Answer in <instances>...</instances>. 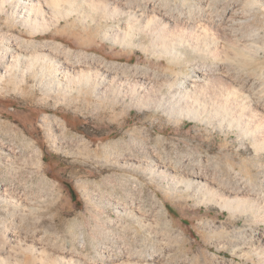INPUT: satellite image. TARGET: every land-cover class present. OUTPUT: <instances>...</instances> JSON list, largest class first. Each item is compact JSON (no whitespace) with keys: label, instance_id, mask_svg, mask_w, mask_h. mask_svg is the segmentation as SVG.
I'll return each mask as SVG.
<instances>
[{"label":"rangeland","instance_id":"374dc122","mask_svg":"<svg viewBox=\"0 0 264 264\" xmlns=\"http://www.w3.org/2000/svg\"><path fill=\"white\" fill-rule=\"evenodd\" d=\"M115 1L119 6L116 4L114 9L121 10L122 15L113 13L112 7L109 9L112 13L107 10L100 12L102 15L98 11L93 15V11L87 10L90 12L82 13L81 17L70 16L55 26V30L36 39L21 19L10 16L12 8L8 6L7 12L0 13V36L15 33L23 35L27 42L61 43L73 51L69 55H73L69 57L72 62L77 60L74 57L77 54L83 55L81 61L100 58L111 67L114 64L129 67L130 73L136 72V76L149 73L155 79H170L176 77L171 75L170 69H173L176 74L185 72L195 77L192 69L200 66L203 58L190 50H181L186 52L184 62L189 64L184 66L183 62H177L172 66L160 55L162 52L156 53L159 49L151 48L152 40L148 36L130 37L120 43L123 35L119 30L131 22L123 11L128 5L130 10L135 9L133 11L153 8L176 17L199 19L211 9L216 16L224 17L225 22L235 25L233 28L228 24L239 41L251 42L253 50L256 46L257 50L262 48L261 52L252 51L257 54L258 62H264V6L251 7L255 11L251 14L257 17L248 14L239 25L229 14L237 7L240 13L245 12L249 0L248 3L245 0H208L211 4L207 0L107 2ZM245 2L247 4L241 7ZM1 41L0 37V75L9 59L8 46ZM188 56L191 61H197L192 63ZM209 61L204 59L207 64ZM258 62L250 64L251 69L242 65L240 68L247 69L245 72L250 73V78L255 74L254 80L261 81L264 74L259 80L260 71L257 74L254 71ZM226 64L232 67L226 68L233 72L232 76L242 73H237L241 70L236 67L239 63L236 66ZM26 77V83L19 84L21 77L19 81L12 79L9 85L4 82L5 90L0 92V142L4 140L6 145L19 149L18 159L24 161L15 176L7 180L3 174L9 165L0 160V182L26 191L31 196L29 199L34 195L32 200L37 205V213L26 218L14 212L10 215L0 205V220L4 218L1 225L4 220L8 225L22 223L28 228L29 236L32 234L38 241H45L46 247L55 246L53 248L59 251L73 253L77 261L82 259L80 257L89 262L116 259L123 253V256L130 253L132 258L141 257L139 264H145L150 258L158 259L160 264H260L257 258L248 260L240 256L241 244L245 245L258 229L251 219L222 210L206 199L196 184L189 186L186 182L201 174L207 181L224 178L225 185L243 183L231 177V170H238L244 160L250 161L255 155L264 157V151H257L252 141L239 138L235 130L226 123L222 126L217 120L180 122L174 114L147 109L145 103L135 104L111 96L103 98L93 88L66 95L62 89L55 92L54 83L48 78L45 81L30 75ZM261 87L260 90H264ZM48 117L66 125L65 131L58 123H51ZM48 123L51 124L48 126ZM4 155L12 154L0 148V156ZM38 159L41 161L37 162ZM1 225L0 254H4L11 244ZM25 228L21 227V231Z\"/></svg>","mask_w":264,"mask_h":264},{"label":"bare ground","instance_id":"6f19581e","mask_svg":"<svg viewBox=\"0 0 264 264\" xmlns=\"http://www.w3.org/2000/svg\"><path fill=\"white\" fill-rule=\"evenodd\" d=\"M107 1L0 0V13L7 12L9 10L8 6H11L12 14L10 16H16V18L18 17L21 19L23 23L29 27V34L36 39L41 35L46 36L47 32L52 31L55 26L59 25L63 20H67L70 16L78 15L81 17V14L87 12V10L93 11V15H95L97 11V13L106 12L112 7L113 9L111 8V10H114L112 11L113 13H122L120 8L118 9L120 11L117 10L118 12L114 9V7L118 5L116 1ZM245 1L248 3L247 0ZM249 1L250 3H248L245 9L243 8L245 10L243 13L238 11V7L237 9L233 7L236 12H234V9H230V17L234 22H238L239 25L244 23L241 21L245 20L244 18L248 17V14H251V7L255 9L258 5L264 6V3L262 5L263 0ZM246 2L241 7H244L245 4H247ZM207 3H210V1L207 0ZM208 5L209 4H207V6ZM126 7L124 11L122 10L123 15H128V17H130L128 19H130L131 22L128 23L129 25L124 27V29H121L123 31L119 30L123 35L120 43L130 37L136 38L142 35L143 38V36H148V39L151 38L149 40H152V44H150L151 48L159 49V52L156 53L160 54V52H162L163 54L160 55L163 56V58H167L169 64H172V66H175L173 63L177 62L181 64L183 62L184 66L189 64L184 62L186 59V52L184 51V53L181 50H190L197 57L203 58L201 65L199 66L198 64L197 67H194V70L192 69L195 77L187 76L184 74L185 72L176 74L173 69H170L171 75L173 73L176 77H172V75L170 79L160 80L161 78L156 76L159 79L157 80V78L155 79L149 73L142 74L144 76H141V74L136 76V72L134 74L130 73L131 70H128L129 67L122 65L116 66L115 64L112 67L109 65V67L108 64L100 58H90L91 60L85 58L84 61H81L83 59V55L81 56V54H74L77 60L72 62L69 59V55L73 51L68 47H64L61 43H54L51 41L27 42V40L23 38V35L8 33L0 36L3 40V42L1 41L3 45L5 43L8 46L7 50L9 53L8 65L6 66L5 64L6 67L4 72L0 75V92L5 90V88H3L4 82L7 81L8 83L6 85H9L12 79L17 78L19 81L18 77H21L19 84L26 83L27 75L35 78H44V80L48 78V80L54 83L52 86L55 92L62 89L66 95L71 94L73 91L80 92V90L84 88H93L95 93L103 98H105L104 96H111L114 99L119 98L123 101L131 100V102H135V104L145 103L147 109H154L155 111L162 110V112L170 113V115L174 114L180 122L192 119L195 121L203 120V122L207 120H217L221 125H225L226 123L233 131L235 130L238 133L239 138L243 137L244 139L252 141V144H254L253 147H255L257 151L260 149L264 151V90H260L259 88L262 86L264 89V84H261V82H264L261 78L264 74V62H258V60H256L259 59L256 53L261 52L262 48H260L259 50L261 51H259L256 49V46V48H254L256 53L254 54L255 51L250 48V46L253 47L250 45L251 42L248 44V41H239L235 36L237 33L235 32L236 34H234V31H232L233 29H231V23L225 22L223 19L224 17L221 18L220 16H216L214 11H210L211 9L202 13L199 19H188V16L176 17L159 10H154L153 8H146L144 11H142L141 8L140 10L137 9V11H133L135 9L130 7L132 9L130 10L128 5ZM203 7L202 9H204ZM111 10H109V13ZM254 12L253 10L252 13ZM259 13H261V9ZM254 15L256 16V14ZM234 26L232 27L234 28ZM257 36H259V34H257ZM149 48H147V50H149ZM187 58L191 61L189 56ZM204 59L205 61H212H209L208 65L207 62H204ZM6 60L7 58L5 61ZM225 61L227 63L229 62L231 66L233 64L236 66V63H239L238 66H236L238 69L241 65L246 67L250 66V64H255L254 62L257 61L258 63L254 71H256V74L260 71L258 79H262L263 81L254 80V78L257 77H254L255 74L253 75L254 78L252 77L253 79L250 78V73L248 74V72H245L248 70L242 71V67L238 72L237 70L235 71L237 73L242 72L239 73L240 75L235 74L236 76H232L231 73L233 72L230 73L227 71L228 69L226 70L229 64H226ZM193 66H195V63ZM235 66L234 68L236 69ZM230 68L232 69V67ZM251 68L252 66L248 69ZM117 73H119V76L116 75ZM256 90L258 92H256ZM48 119H50L49 121H52L51 123L53 124L55 123L57 125L58 123V127L62 131H65L66 125H62V122V124H60L58 119L51 117H48ZM50 124L48 123V126ZM3 141L0 142V148L12 154L0 156V160L6 163L5 165H9V168H7V171H4L5 174H3V177L9 180L11 179L9 177L15 176V171L18 172L19 170L17 169L24 165L21 163L24 161L18 159L20 158L19 149L14 146L6 145ZM38 161L41 160L38 159L37 162ZM19 165L21 166L18 167ZM38 169H40V166ZM231 174L233 179H239L243 181V183L240 182V184H235V186H232V183L231 185H225L226 180L224 178L218 177L213 179V181H207L208 179L201 174L194 176L193 180L189 179L186 182L189 186L196 184L198 191L204 194L206 199H210L209 201L213 202V204L221 207L222 210L225 209L229 211L233 216L239 215L238 213L244 214L251 219L258 229H253L255 231L251 239L245 244L246 246L241 244L243 248L240 249V256L248 260L257 258L259 261L258 263L264 264V157L255 155L250 161L244 160L242 164H240L238 170H231ZM214 175H216V173ZM259 175H262L263 179H261L262 176L259 178ZM9 184L11 185L12 182ZM16 188H14L13 184L8 186L5 182H0V205L5 207V212L10 215H21L25 218L28 216L30 217L34 212L37 213V205L32 200L34 195L32 199H29L31 196H28L26 191H18L19 189L17 190ZM205 202H207V200ZM10 209H13V211L11 210V212ZM11 222H14V220ZM20 226L25 228L22 223L15 226L14 224L8 225L5 220L2 222L1 227L4 229V234H6L11 247L7 250V253L3 254L2 252V254H0V264H139L141 261L139 260L141 259V255L139 259L136 257L132 258V255L131 257L129 256V252V254L126 253L127 255L124 256L122 252V256H118L116 259L107 257V259H102L100 257V260L96 259V261L93 260V262H89L85 259L83 261V257H80L82 261H77L78 259L73 253L66 251H64L66 252L64 253L62 252L63 250L59 251L57 248L54 249L53 247L55 246L52 245L50 248L46 247V242L44 240L42 243V240L38 241L35 235L32 236L31 234L29 236L26 233L28 228H25V231H21ZM1 246H3V244ZM81 247H83V245ZM125 248L126 247L123 249ZM125 250L127 251V249ZM152 251L153 250H151V252ZM137 253L138 252H136V254ZM144 262L145 264H160L158 259L156 260L155 258H150Z\"/></svg>","mask_w":264,"mask_h":264}]
</instances>
